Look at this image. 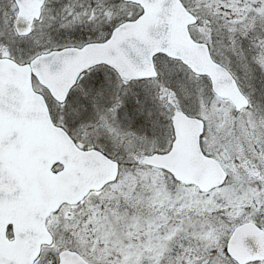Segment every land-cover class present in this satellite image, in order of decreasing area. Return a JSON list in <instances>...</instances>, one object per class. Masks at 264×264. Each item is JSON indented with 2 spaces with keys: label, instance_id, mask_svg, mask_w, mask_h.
Listing matches in <instances>:
<instances>
[{
  "label": "snow or ice",
  "instance_id": "1",
  "mask_svg": "<svg viewBox=\"0 0 264 264\" xmlns=\"http://www.w3.org/2000/svg\"><path fill=\"white\" fill-rule=\"evenodd\" d=\"M0 264H264V0H0Z\"/></svg>",
  "mask_w": 264,
  "mask_h": 264
}]
</instances>
